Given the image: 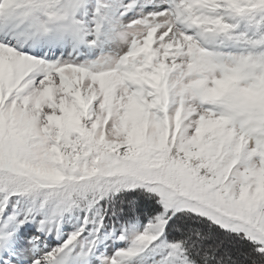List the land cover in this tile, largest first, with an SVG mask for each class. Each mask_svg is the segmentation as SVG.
Listing matches in <instances>:
<instances>
[{
	"label": "snow or ice",
	"instance_id": "obj_1",
	"mask_svg": "<svg viewBox=\"0 0 264 264\" xmlns=\"http://www.w3.org/2000/svg\"><path fill=\"white\" fill-rule=\"evenodd\" d=\"M0 264H264V0H0Z\"/></svg>",
	"mask_w": 264,
	"mask_h": 264
}]
</instances>
